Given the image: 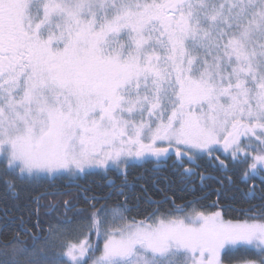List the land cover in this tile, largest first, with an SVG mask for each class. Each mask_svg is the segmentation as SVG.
Listing matches in <instances>:
<instances>
[{"label": "snow or ice", "instance_id": "snow-or-ice-1", "mask_svg": "<svg viewBox=\"0 0 264 264\" xmlns=\"http://www.w3.org/2000/svg\"><path fill=\"white\" fill-rule=\"evenodd\" d=\"M145 165L182 186L133 200ZM198 174L260 203L205 211ZM0 211V264H264V0H0Z\"/></svg>", "mask_w": 264, "mask_h": 264}, {"label": "trees", "instance_id": "trees-1", "mask_svg": "<svg viewBox=\"0 0 264 264\" xmlns=\"http://www.w3.org/2000/svg\"><path fill=\"white\" fill-rule=\"evenodd\" d=\"M166 171V170H165ZM163 171L164 175L161 177H153L150 175V167L149 165H145L143 168H135L132 170L131 174L129 175V180L133 182L134 188L129 192V196L132 197L133 200L137 196H140L143 198L145 195H151L153 199H160L165 194L171 196L173 191L176 189H179L181 187V183L179 182L180 177L172 175L170 172L165 173ZM143 177L142 179H137L138 177ZM155 181V182H154ZM76 183L87 186L91 184L93 187H96L97 185H103L104 181L99 176H93L88 177L86 179H82L77 181ZM75 183H70L68 181H60L58 182V185L56 188H46L45 186H42L38 191L43 193L45 191H53V189H61L65 188L67 186H71ZM171 184V188L168 187V185ZM224 189L229 192L230 186L227 184V181H225ZM146 190V191H145ZM163 190V191H162ZM181 195V193L177 192V196ZM227 196V195H226ZM177 200H180L179 198ZM43 203H47L48 200L45 199L42 201ZM62 203V200L60 201ZM2 212V211H0ZM132 215H135V213H132ZM231 216V215H228ZM10 216L6 219L3 217L0 213V252L3 251V246L5 242H10L11 236L14 233L15 230H17L18 225V218L17 221H13ZM141 217L137 216V219ZM35 218L33 217V222ZM21 239V238H20ZM93 239H95V236L93 235ZM29 243H31V237L27 239ZM8 252L11 253V248L8 249ZM4 257L0 255V259H3ZM252 259L250 254H246L244 252H238L235 253L229 260H242V259Z\"/></svg>", "mask_w": 264, "mask_h": 264}, {"label": "flooded vegetation", "instance_id": "flooded-vegetation-1", "mask_svg": "<svg viewBox=\"0 0 264 264\" xmlns=\"http://www.w3.org/2000/svg\"><path fill=\"white\" fill-rule=\"evenodd\" d=\"M150 169L152 168V165H149ZM165 171V170H163ZM163 171L159 172V173H154L150 170V175L151 176H155V177H161L162 175H164ZM202 171V169H201ZM165 173H169L167 170L165 171ZM214 175H219V173H214ZM155 182V181H154ZM179 182L181 183V179H179ZM206 187L201 189L200 187V179H199V174L195 177L191 178V184L192 186L195 187L196 191L194 194H184V199L185 200H190L193 199L194 196H201L203 194L206 193H210L208 195V198L205 200L201 201V204L204 206V210L205 211H215L218 210L222 207L231 205L233 208H243V207H247L249 204H259L260 200L259 199H247L245 197V193H247L249 191V189L251 188L253 181L249 180L247 184L244 183H240L239 179L237 177V182L235 185L230 186L229 192L226 191L224 189V186L221 188V185L219 183H217L216 181H206ZM257 187H256V193L257 195H259L260 190H261V185H260V181L257 179L255 181ZM182 186V185H181ZM217 189L220 190L219 192V196H217ZM53 192H60V193H68V195H48L45 197V199L48 200V202L54 201V200H58L62 202L66 199H71L72 197H75L79 194V190L76 187V184H73L71 186H67L65 188H61V189H53V191H48V193H53ZM227 195V196H226ZM161 199V198H160ZM217 203L216 208H209L208 206L213 204V203ZM114 203V201H113ZM177 203H182L181 200H177ZM97 207H99V205H97ZM1 215L3 217L4 214L3 212H0ZM231 215V216H228ZM237 218V213L235 211H229L226 215H225V219H235ZM240 219H243L242 216L239 217ZM7 219V218H6ZM11 219V218H9ZM8 220V219H7ZM2 228V227H1ZM0 228V230H1ZM16 230L14 231V233L11 236V239L13 238V236L15 235ZM31 233H21L20 238L21 240H27L29 239V237H31ZM248 258L242 259V260H228L226 261V264H235V263H240L243 264V261L246 260Z\"/></svg>", "mask_w": 264, "mask_h": 264}, {"label": "rangeland", "instance_id": "rangeland-1", "mask_svg": "<svg viewBox=\"0 0 264 264\" xmlns=\"http://www.w3.org/2000/svg\"><path fill=\"white\" fill-rule=\"evenodd\" d=\"M235 264H240V263H235Z\"/></svg>", "mask_w": 264, "mask_h": 264}]
</instances>
